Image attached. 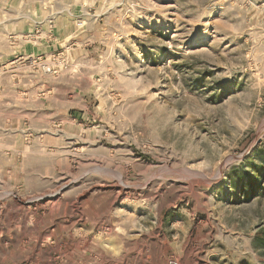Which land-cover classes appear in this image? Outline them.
<instances>
[{"label":"rangeland","instance_id":"374dc122","mask_svg":"<svg viewBox=\"0 0 264 264\" xmlns=\"http://www.w3.org/2000/svg\"><path fill=\"white\" fill-rule=\"evenodd\" d=\"M0 264H264V0H0Z\"/></svg>","mask_w":264,"mask_h":264},{"label":"bare ground","instance_id":"6f19581e","mask_svg":"<svg viewBox=\"0 0 264 264\" xmlns=\"http://www.w3.org/2000/svg\"><path fill=\"white\" fill-rule=\"evenodd\" d=\"M12 195V194H11ZM13 196V195H12Z\"/></svg>","mask_w":264,"mask_h":264}]
</instances>
